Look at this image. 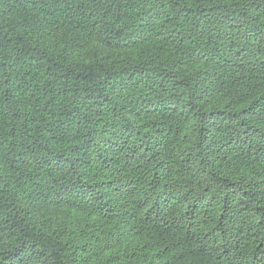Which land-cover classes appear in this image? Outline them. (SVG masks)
Segmentation results:
<instances>
[{"label": "trees", "instance_id": "1", "mask_svg": "<svg viewBox=\"0 0 264 264\" xmlns=\"http://www.w3.org/2000/svg\"><path fill=\"white\" fill-rule=\"evenodd\" d=\"M0 264H264V0H0Z\"/></svg>", "mask_w": 264, "mask_h": 264}]
</instances>
